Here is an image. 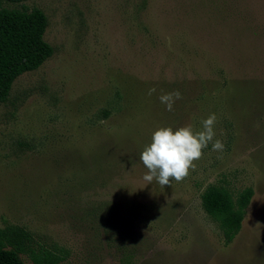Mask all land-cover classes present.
<instances>
[{"label": "rangeland", "instance_id": "374dc122", "mask_svg": "<svg viewBox=\"0 0 264 264\" xmlns=\"http://www.w3.org/2000/svg\"><path fill=\"white\" fill-rule=\"evenodd\" d=\"M53 55L0 103V230L58 264H264V0H25ZM156 92L149 95V89ZM179 90L172 111L159 96ZM215 114L181 182L143 180L160 126ZM209 185L253 196L226 243Z\"/></svg>", "mask_w": 264, "mask_h": 264}, {"label": "trees", "instance_id": "16d2710c", "mask_svg": "<svg viewBox=\"0 0 264 264\" xmlns=\"http://www.w3.org/2000/svg\"><path fill=\"white\" fill-rule=\"evenodd\" d=\"M4 1L25 0H0V103L8 99L20 75L38 69L54 53V47L45 39L46 13L39 7L7 8ZM253 192L247 188L236 202L227 189L217 185H209L202 193V205L219 222L226 243H231L240 232ZM29 235L20 227L0 230V264H58V258L50 255L36 256L34 263L27 262L22 257V239Z\"/></svg>", "mask_w": 264, "mask_h": 264}, {"label": "clouds", "instance_id": "9594fccd", "mask_svg": "<svg viewBox=\"0 0 264 264\" xmlns=\"http://www.w3.org/2000/svg\"><path fill=\"white\" fill-rule=\"evenodd\" d=\"M156 92L155 88L149 89L148 94ZM160 102L166 105L168 111L173 110L175 102L182 99V93L175 90L162 93ZM216 115L210 114L202 121V130H194L192 125L180 126L173 129L171 126H160L154 131L151 142L146 145L140 154V161L147 169L143 180L151 184L153 180L162 187L172 181L181 182L190 174L196 166L195 162L202 158L203 149L210 142L213 151H223L224 143L215 139L214 125Z\"/></svg>", "mask_w": 264, "mask_h": 264}]
</instances>
